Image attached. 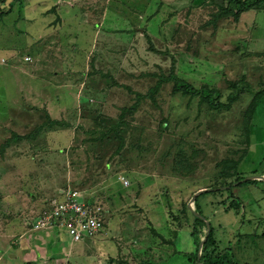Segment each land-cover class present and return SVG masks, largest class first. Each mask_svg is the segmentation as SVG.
Here are the masks:
<instances>
[{
  "label": "rangeland",
  "instance_id": "374dc122",
  "mask_svg": "<svg viewBox=\"0 0 264 264\" xmlns=\"http://www.w3.org/2000/svg\"><path fill=\"white\" fill-rule=\"evenodd\" d=\"M245 1L235 20L225 0H0V264H21L17 243L47 264H95L94 243L100 264H193L187 205L211 189L197 204L217 251L264 264V181L224 189L219 173L241 160L239 177L264 175V0ZM30 76L48 82V111ZM66 188L101 208L105 236L29 230Z\"/></svg>",
  "mask_w": 264,
  "mask_h": 264
},
{
  "label": "built area",
  "instance_id": "2783aa9c",
  "mask_svg": "<svg viewBox=\"0 0 264 264\" xmlns=\"http://www.w3.org/2000/svg\"><path fill=\"white\" fill-rule=\"evenodd\" d=\"M29 62V58H24ZM123 187L127 182L118 177ZM73 189H60L56 197L51 198L36 216L28 223L31 231L55 229L65 234L71 243H80L99 236H105L103 212L93 201Z\"/></svg>",
  "mask_w": 264,
  "mask_h": 264
},
{
  "label": "trees",
  "instance_id": "16d2710c",
  "mask_svg": "<svg viewBox=\"0 0 264 264\" xmlns=\"http://www.w3.org/2000/svg\"><path fill=\"white\" fill-rule=\"evenodd\" d=\"M15 1H19V0H15ZM250 6H251V4H248V1H245V0H225V9L224 10L227 11L228 13H230L231 16L235 20H237V18L239 17V15L241 13L246 12L247 10L250 9ZM202 92H203V94L201 93V90L200 91L195 90L194 88H192L191 86H189L188 84H186L185 82H183L181 80L173 79V83H172V93L173 94H180L182 96H189V97H199L200 95H203L201 98L202 101L206 102L210 107L224 108V106L222 104L211 103L209 96L216 95V92L214 90H206L205 88H203ZM260 98H261V94L256 96L251 101L249 108H248V111H247V119L248 120L250 118H252L254 111H255L258 103H259ZM120 122H121V119H120ZM118 126H119V123H118L117 127ZM111 131H112L111 133H114L113 130H111ZM115 137L119 140V137L117 134H115ZM104 138H106L108 140V134H105ZM240 162H241V160L229 162V165L226 167V169L229 168L231 170V173L227 176H225V174L224 175L222 174L224 172L223 170L219 171L220 177L223 176L224 178L232 179V181L225 183L223 187H228L230 189L232 187L231 186L232 184L237 183L243 179L242 177H239L237 174V167H238ZM224 164H226V161H223L220 163V165H224ZM255 183H258V181L241 182L240 184H238L236 186L238 187V186H243V185H251V184H255ZM216 191L217 190L211 189L208 192H204V193L200 194L198 197H201L202 195L213 194ZM198 197H196L195 200L193 201L194 213L206 221V218L202 216L201 211L199 209V206L197 204V198ZM225 201H227V200H225ZM225 201H224V203H225ZM220 205L224 206L223 203H221ZM236 206H237L236 200L235 201L231 200L227 206L223 207L224 212H227L228 210H230ZM199 217H193L192 218L193 224L191 227V231L189 233L190 239L192 240V243H194L195 252L197 250V246L199 243V240H198L199 229L200 228L205 229L204 223H203L202 219ZM208 225H209V232H208L207 236L205 237L204 242L201 245L198 261L195 257V254H194L193 264H196V262L198 264H236L234 262V260L232 259L231 254L228 251H223V252L217 251V247H216L215 241L213 239V230H212L209 223H208ZM203 238H204V235H203Z\"/></svg>",
  "mask_w": 264,
  "mask_h": 264
},
{
  "label": "crops",
  "instance_id": "0c3cea01",
  "mask_svg": "<svg viewBox=\"0 0 264 264\" xmlns=\"http://www.w3.org/2000/svg\"><path fill=\"white\" fill-rule=\"evenodd\" d=\"M23 86H24V89L26 90V93H28L32 97V99H34L36 97L40 98V100H42V103H43L42 105L45 106V109L46 110L48 109V107L51 105V102L50 103L48 102V97L49 96L46 93L43 92L44 91V87L45 86L46 87L48 86V82L47 81H42L39 78L31 77L30 76L28 78V80L24 83ZM261 176H264V175H261ZM231 196L234 197L233 195H231ZM47 231H49V230H47ZM21 237L22 236H20L18 238V240ZM174 241L175 240L173 239L172 242H170L171 243L170 244L171 245V249H173L172 253H174V255H179V254L180 255H186L184 252H182V251H176L173 248ZM191 242H192V240H191ZM17 244L18 245H16V247H15L16 257H12V258H14V260L19 259V261L21 262V264H38L39 263V260L40 261H43V263L47 264V260L50 261L52 259V255H48L45 250L39 251V247H35V248L34 247H31L30 248V244L27 243L29 245V246L27 245V247H28V249H27V247H24V245L22 246L19 243H17ZM72 244H74V243H72ZM94 245H95L94 248L98 251V254L97 253H93V254H94V256H97L96 258L98 259V255L100 253L99 247L102 244H100V246H99L97 243H94ZM47 246H48V244H47ZM49 246H51V245H49ZM191 246H192V243H191ZM32 248H34V249H32ZM24 250H26V251H24ZM22 251L25 252L23 255H22ZM37 251H39L40 255L37 254ZM191 251H192V249H191ZM190 254L191 253H188V255H190ZM3 256L0 255V262L4 260ZM96 258H91V259L92 260L95 259V264H100V263H97V261H96L97 259ZM55 260L56 259H54L53 261H55ZM63 262L60 261L59 264H65V262L64 263Z\"/></svg>",
  "mask_w": 264,
  "mask_h": 264
},
{
  "label": "water",
  "instance_id": "95a60500",
  "mask_svg": "<svg viewBox=\"0 0 264 264\" xmlns=\"http://www.w3.org/2000/svg\"><path fill=\"white\" fill-rule=\"evenodd\" d=\"M249 181H264V176H259V177L251 176V177L245 178V179H243V180H241V181H239V182H237V183H234V184H232L231 186H232V187H235L236 185L240 184L241 182H249ZM226 188H228V187H225L224 189H226ZM208 191H209V190H199V191H197V192L192 196V198L189 200V204L187 205V210L189 211V213H190L193 217H199L198 215H196V214L194 213V210H192V208H191V205L193 204V201L195 200V198H196L197 196H199L200 194H202V193H204V192H208ZM199 218H201V217H199ZM201 219H202V218H201ZM202 221H203V223H204V227H205V234H204V238H202V240L199 241L198 246H197V251H198V252H197V261H198V258H199V253H200L201 245H202V243L204 242L205 237L207 236V234H208V232H209V225H208V222L205 221V220H203V219H202ZM196 264H198V263H196Z\"/></svg>",
  "mask_w": 264,
  "mask_h": 264
}]
</instances>
